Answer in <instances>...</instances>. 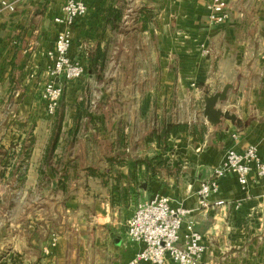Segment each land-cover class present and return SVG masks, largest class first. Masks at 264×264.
<instances>
[{
	"label": "crops",
	"instance_id": "obj_1",
	"mask_svg": "<svg viewBox=\"0 0 264 264\" xmlns=\"http://www.w3.org/2000/svg\"><path fill=\"white\" fill-rule=\"evenodd\" d=\"M4 1L15 12L2 9ZM66 2L0 0L3 259L129 264L145 244L130 240L128 221L140 202L165 197L193 211L180 236L190 224L200 233L206 248L200 264H264V178L253 170L242 186L227 174L210 199L224 205H198L201 183L228 150L254 146L264 161V0H228L230 20L215 27L208 23L211 0H85L87 14L73 29L69 55L86 74L56 80L64 93L51 117L43 99L52 79L47 53L62 30L55 19ZM147 11L152 22L144 29ZM97 51L103 58L90 71ZM227 85L228 100L218 107L234 113L241 127L228 121L213 127L203 116L205 97ZM169 119L208 132L197 141L187 133L171 136V166L153 174L137 160L161 150L140 143ZM121 134L129 145L119 163ZM53 235L58 245L48 255Z\"/></svg>",
	"mask_w": 264,
	"mask_h": 264
},
{
	"label": "built area",
	"instance_id": "obj_2",
	"mask_svg": "<svg viewBox=\"0 0 264 264\" xmlns=\"http://www.w3.org/2000/svg\"><path fill=\"white\" fill-rule=\"evenodd\" d=\"M1 8L10 12L16 10L13 4L5 1L1 3ZM209 11L210 26H219L230 20L228 0H211ZM86 14L85 0H67L61 14L55 19L62 30L57 35L53 49L47 53L50 61L48 72L52 79L45 85L43 99L48 116H55L64 93L62 84L56 80L63 78L67 82H74L86 74L84 65L72 60L69 55L73 46V29ZM203 53L205 56L210 54L207 49ZM253 170L260 178H264V161L256 147L251 146L243 153L228 150L223 164L213 170L208 180L201 183L198 191L199 208L207 210L224 205L223 201L214 205L210 202L211 197L219 191L220 180L227 174H235L239 183L246 186ZM192 212L184 207H173L165 197L140 202L128 221L127 234L132 242L145 244V249L129 264H165L168 258L176 264H200L206 252L200 233L190 224L183 239L180 236L184 219ZM57 245V237L53 236L44 252L49 255Z\"/></svg>",
	"mask_w": 264,
	"mask_h": 264
},
{
	"label": "trees",
	"instance_id": "obj_3",
	"mask_svg": "<svg viewBox=\"0 0 264 264\" xmlns=\"http://www.w3.org/2000/svg\"><path fill=\"white\" fill-rule=\"evenodd\" d=\"M144 16V29H146V25L148 22H150L152 20V14L147 11L145 13ZM152 22V21H151ZM103 58L101 52L97 51V57L96 60H93V58H91V62H90V71H93V69L98 66V61L100 60V58ZM167 126V125H166ZM198 128L203 129V126H189L186 124L183 125H175L173 127H171L169 129V133L167 134V136L163 139L161 137V134L158 131V128L152 129L151 132L144 138L143 142L140 143L141 146H143L144 144H151V143H156L158 149L161 150V154L160 155H155L153 158H141L137 160V164L139 167L141 166H145L148 172H152L153 174L157 173L159 170L161 169H168L169 166H171V162L169 160V158L167 157L168 153L170 152H174V147L171 144L170 138L171 136L175 137L177 136L179 133H187L188 135L192 136L194 138V140H198V138H196L197 136H199V131ZM122 136L119 137V141L118 144L120 147V153L119 155L121 157H119V163L122 162V157L124 158V153L125 150L128 148V143L126 142V136H123L124 134H121ZM169 135V136H168ZM57 143H58V138H56L51 146L50 149L51 150H55L57 147ZM169 165V166H168ZM174 165H178V163H174ZM90 175L91 176H97V171L94 169H89ZM5 255L0 257V261L3 262L2 264H7V261L3 259ZM2 258V259H1ZM14 259V260H13ZM20 256L19 255H11L10 257V261L12 264H20Z\"/></svg>",
	"mask_w": 264,
	"mask_h": 264
},
{
	"label": "water",
	"instance_id": "obj_4",
	"mask_svg": "<svg viewBox=\"0 0 264 264\" xmlns=\"http://www.w3.org/2000/svg\"><path fill=\"white\" fill-rule=\"evenodd\" d=\"M232 89V85H227L223 91L211 96L205 97V108L203 112L204 118L213 127H218L223 124L224 121H229L232 125L241 127L242 121L231 111H224L220 109L219 104L226 103L228 100L229 91ZM169 126L164 127L161 133V137L164 139L168 134Z\"/></svg>",
	"mask_w": 264,
	"mask_h": 264
},
{
	"label": "rangeland",
	"instance_id": "obj_5",
	"mask_svg": "<svg viewBox=\"0 0 264 264\" xmlns=\"http://www.w3.org/2000/svg\"><path fill=\"white\" fill-rule=\"evenodd\" d=\"M49 52V51H48ZM62 99H63V96H62ZM62 99H61V101H60V105H61V102H62ZM60 108V107H59ZM59 110V109H58ZM58 112V111H57ZM57 114V113H56ZM229 122V121H228ZM168 125H167V124ZM171 123V120L169 119L167 122H165L164 124H166L167 126H169V129L171 128V127H173L174 125H172V124H170ZM231 125H232V123L231 122H229ZM178 125H180V124H178ZM221 126V125H220ZM232 126H234V125H232ZM164 126L163 125H160L159 127H158V131H159V133L161 134L162 133V130L164 129L163 128ZM166 127V126H165ZM219 127V126H218ZM222 128V127H221ZM226 128H228V127H226ZM224 130V129H223ZM223 130H220L222 133H224L223 132ZM198 131H199V137L200 136H204V135H206L207 134V132H208V130H207V128H203V129H201V128H198ZM225 134H227V129H225ZM168 133H169V131H168ZM167 136V135H166ZM169 136V135H168ZM170 141H171V144L173 145V147H174V151H175V142L174 141H172V139H170ZM176 163H178L179 165L181 164L182 165V162H176ZM180 165V166H181ZM169 166V165H168ZM175 166V165H174ZM179 168V167H178ZM53 236H55V235H53ZM52 236V237H53ZM56 237V236H55ZM52 240V239H51ZM0 256H3V255H0ZM11 257V256H10ZM10 257H9V259H10ZM13 257H14V255H13ZM2 259V258H1ZM14 260V259H13ZM1 262V261H0ZM3 262H1V264H2Z\"/></svg>",
	"mask_w": 264,
	"mask_h": 264
}]
</instances>
